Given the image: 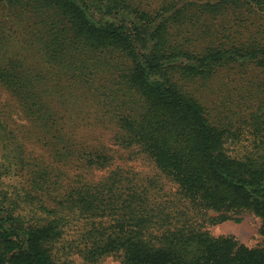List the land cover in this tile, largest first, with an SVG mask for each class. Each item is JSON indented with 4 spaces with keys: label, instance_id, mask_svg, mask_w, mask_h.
<instances>
[{
    "label": "trees",
    "instance_id": "obj_1",
    "mask_svg": "<svg viewBox=\"0 0 264 264\" xmlns=\"http://www.w3.org/2000/svg\"><path fill=\"white\" fill-rule=\"evenodd\" d=\"M224 69L254 98L231 128L200 91ZM0 84L29 123L0 116V264H264L207 230L264 235V0H0ZM106 132L153 174L95 178Z\"/></svg>",
    "mask_w": 264,
    "mask_h": 264
},
{
    "label": "rangeland",
    "instance_id": "obj_2",
    "mask_svg": "<svg viewBox=\"0 0 264 264\" xmlns=\"http://www.w3.org/2000/svg\"><path fill=\"white\" fill-rule=\"evenodd\" d=\"M245 71L246 74H251L250 70L246 69L243 72ZM220 72L221 73L218 77L209 81L208 84L202 87V90L200 91L205 92L206 104L210 107L209 110L212 115H216L217 118L222 119L227 126L230 127L231 122L230 125L228 124L229 120H231V115L237 112L234 104L237 105V102L241 100L242 94H245L246 98H254H250L247 92H240L239 84H241V82L238 81V74L236 73V70L231 71L224 69L220 70ZM234 76L237 81L234 80ZM233 111L235 112L233 113ZM217 114H219V116ZM0 116L8 120L10 127L15 131L20 132V135H23L28 128V121L21 116L13 98L1 84ZM233 128L237 127L234 125ZM246 135L248 136L249 133H246ZM104 142L106 147L109 149V152L114 155V164L106 169L95 170V178L101 175H106L114 168L115 165H119L120 167L124 166L125 169L132 168L135 171L139 170L143 174H153V169L150 164L135 153L134 149L124 150L113 144L112 141H110L107 132L105 133ZM30 145L37 153H40L38 144L34 145V143H30ZM2 178L3 179L0 181V189H6L8 191L11 190L10 183L15 185L22 183V177L19 174L16 176L11 174L4 175ZM260 226L261 219L259 217L250 212H243L239 215V220H226L215 224L211 223L207 225V230L214 236L232 235L246 246L257 247L261 245L264 240V235L261 233ZM103 264H119V262L117 259L109 257L103 261Z\"/></svg>",
    "mask_w": 264,
    "mask_h": 264
}]
</instances>
